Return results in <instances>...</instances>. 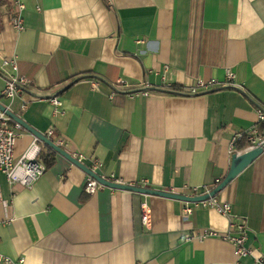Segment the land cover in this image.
<instances>
[{"label":"crops","instance_id":"1","mask_svg":"<svg viewBox=\"0 0 264 264\" xmlns=\"http://www.w3.org/2000/svg\"><path fill=\"white\" fill-rule=\"evenodd\" d=\"M10 57L31 82L13 110L33 128L53 129L54 142L65 138L63 148L84 154L102 176L194 196L223 181L231 138L253 128L264 107V0H0L1 102ZM228 68L241 89L178 91L196 78L224 80ZM118 80L125 86L110 97ZM142 90L151 92L131 95ZM33 137L26 130L17 139L16 157ZM87 175L58 153L32 187L9 184L0 171V256L10 264H259L264 257V152L217 194L232 204L230 218L202 201L109 186L90 194ZM231 219L247 223L252 255L238 258L231 242L200 238L226 232Z\"/></svg>","mask_w":264,"mask_h":264},{"label":"built area","instance_id":"2","mask_svg":"<svg viewBox=\"0 0 264 264\" xmlns=\"http://www.w3.org/2000/svg\"><path fill=\"white\" fill-rule=\"evenodd\" d=\"M18 4L20 10H22L24 7L23 3L18 1ZM12 25L19 32L25 29L24 19L20 13L13 16ZM3 64L11 66V73H6V85L2 92V95L6 97L8 102L3 104L8 109L14 111L13 106L16 103L17 98L29 88L31 82L25 77L18 75V64L15 57L5 58ZM94 84L96 85L97 83ZM124 86L123 81L118 80L115 84H113L110 97H113L114 94L121 91ZM225 88L241 89V85L236 82L235 72L229 68L226 69L224 80H219L217 78H211L208 80L196 78L186 84L181 91L188 94H199ZM150 92L151 90H142L132 93L131 95H148ZM48 100L57 108L62 106V101L57 96L49 97ZM27 107L28 102L26 101H23L20 104L21 110H25ZM257 113V123L253 128L240 131L231 138V153L234 154L241 152L236 148V142L240 138L246 137L248 142L247 147L244 150L254 148L264 142V107L259 106ZM25 131L26 129H24L20 123L16 122L11 116H9L6 111L0 109V171L5 174L9 184L20 183L23 186L32 187L45 172L46 166L39 158L43 143L34 135L33 141L27 150L20 157H16L15 146L17 139ZM53 133V129H51L47 136L50 137ZM55 142L59 146L63 147L66 140L60 136L55 140ZM72 155L82 162L86 158L84 154L77 152H74ZM95 167L96 164L91 169L95 171ZM103 177L113 182H121V180L117 178L114 173ZM144 181L145 184L143 187H146L147 180ZM220 181V178L216 179V183H219ZM105 186L106 185L98 182L95 178L88 174L85 180L84 190L87 193L93 194ZM207 192H210V190H207L206 192H199L196 190L194 196ZM1 198L0 189V199ZM202 202L206 203L207 206L215 208L219 213L227 216L228 218L232 216V204L228 201H221L217 195L211 196ZM142 212L143 221L146 225H148L150 219V210L148 206H143ZM189 213H191V208L187 207L185 209V214ZM247 232L248 228L245 221L235 222L231 219L229 229L226 232L220 233L214 230H205L200 238L213 236L227 240L233 244L234 254L238 258H242L252 255V249L246 245ZM256 261L259 264H264V257L260 256L256 258ZM1 262L10 264L13 263V260L8 257L0 256V263Z\"/></svg>","mask_w":264,"mask_h":264},{"label":"water","instance_id":"3","mask_svg":"<svg viewBox=\"0 0 264 264\" xmlns=\"http://www.w3.org/2000/svg\"><path fill=\"white\" fill-rule=\"evenodd\" d=\"M0 109L6 111V113L9 116H11L16 122L20 123L23 126V128L29 131L32 135L38 137L44 145L49 146L58 154L66 157L68 160H70L72 163L80 167L87 174L91 175L93 178H95L98 182L102 184L109 186L111 188L131 190V191L140 192L143 194H153V195L175 198V199L184 200V201H191V202L204 201V200H207L211 196H216L230 182H232L245 168H247L253 161H255L264 152V142H263L262 144L254 148L246 149L239 153H234L232 156V161H231L229 171L227 172L222 182H220L210 192L196 195V196H190V195L181 194V193L167 192L164 190H157L153 188L141 187L137 185L126 184L123 182H113V181L107 180L102 175L92 170L84 162L75 158L65 148H63L62 146H59L56 142H54L46 134H43L42 132L33 128L16 112L8 109L1 101H0Z\"/></svg>","mask_w":264,"mask_h":264},{"label":"trees","instance_id":"4","mask_svg":"<svg viewBox=\"0 0 264 264\" xmlns=\"http://www.w3.org/2000/svg\"><path fill=\"white\" fill-rule=\"evenodd\" d=\"M178 91H181V90L179 89ZM50 138H52V140H54L55 135H50ZM247 144H248V142L246 140V137L240 138L236 142V148H237V150H242V149L247 147ZM56 154H57V152H55L52 148L42 144V150L40 152L39 158L45 164L46 169L51 167L55 163Z\"/></svg>","mask_w":264,"mask_h":264},{"label":"rangeland","instance_id":"5","mask_svg":"<svg viewBox=\"0 0 264 264\" xmlns=\"http://www.w3.org/2000/svg\"><path fill=\"white\" fill-rule=\"evenodd\" d=\"M1 100H2V102L5 103V104L8 102V100H7V99H4V98H2ZM14 107H15V106H14Z\"/></svg>","mask_w":264,"mask_h":264}]
</instances>
